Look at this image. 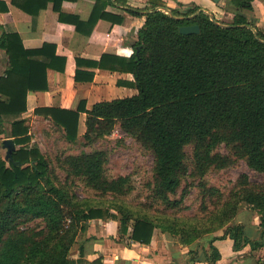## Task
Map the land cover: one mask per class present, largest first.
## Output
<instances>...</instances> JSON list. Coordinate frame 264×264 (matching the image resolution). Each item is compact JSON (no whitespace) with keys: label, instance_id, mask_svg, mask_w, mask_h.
<instances>
[{"label":"trees","instance_id":"trees-1","mask_svg":"<svg viewBox=\"0 0 264 264\" xmlns=\"http://www.w3.org/2000/svg\"><path fill=\"white\" fill-rule=\"evenodd\" d=\"M40 1L34 11L17 5L35 14L52 2L61 19L64 0ZM251 1L230 0L237 7L234 17L220 21L193 4L165 12L152 3L132 8L126 6V0H114L126 6L128 15L145 18L136 33L127 36L133 53L129 58L103 54L98 61L86 64L130 73L137 93L94 103L89 110L82 100L76 111H34L62 129L70 142L76 141L79 115L84 113L87 142L110 134L118 124L149 151L154 160L151 198L163 207L153 215L132 209L121 199L131 190L129 178L106 175L108 153L103 150L67 156L60 167L69 177L110 199L81 200L66 184H58L41 151L27 146L29 128L20 116L27 110L28 93L46 91L47 70L64 72L66 58L47 44L25 49L17 33L0 36V51L7 59L0 75V133L13 138L19 147L12 153L11 162L0 156V264H76L69 257L70 249L91 220L119 221L121 234L145 245L154 231L160 230L189 247L191 256L197 254L192 245L198 239L220 230L224 233L220 238H230L235 251L243 246L251 251L264 247V184L251 183L242 175L224 195L203 180L210 169H226L239 159L264 173V31L243 14L252 11ZM111 4V0L96 1L91 27L97 19L124 22L125 17L105 12ZM188 25H198L200 32L181 34L179 28ZM81 74L76 71V81L93 78V73L85 74L86 78ZM3 118H11L8 132L3 130ZM222 144L230 154L217 151ZM187 147H191V160ZM188 177L197 179L203 202L209 203L202 206L206 213L202 218L174 214L183 208V199L192 186ZM240 204H246L259 217L256 238H245L243 226L233 223ZM211 248L208 260L214 263L220 256L212 242Z\"/></svg>","mask_w":264,"mask_h":264},{"label":"crops","instance_id":"crops-1","mask_svg":"<svg viewBox=\"0 0 264 264\" xmlns=\"http://www.w3.org/2000/svg\"><path fill=\"white\" fill-rule=\"evenodd\" d=\"M96 1L64 0L61 4L63 16L60 19L52 2H48L45 8L34 14L23 10L17 3L34 11L42 4L40 0H16L15 3L12 0H0V36L3 33H17L25 49H40L47 44L53 46L57 55L66 58L64 72L47 70L46 91L28 93L27 110L20 116L26 120L27 125L30 117L34 120L42 118L34 113L37 108L76 111L83 100L86 110H89L94 103L130 97L137 93L131 85L134 79L130 73L92 68L86 64L98 61L103 54L122 58L132 55L133 49L127 36L135 34L145 18L128 15L125 12L126 6L143 8L152 3L156 5V9L163 10L193 4L222 21H230L234 17L233 11L237 9L230 0H221L219 4L211 0H126V6L111 0L113 4L107 5L105 12L125 17L124 22L117 24L97 19L91 27L90 18ZM251 6L252 11H245L243 14L254 26L264 31V0H252ZM6 66L7 59L3 51H0V75ZM76 71L82 73V78H86L87 73H93V78L91 81H76ZM85 118L86 115L81 113L79 123L82 120L85 122ZM1 120L4 132H8L11 118ZM1 136V141H14L13 138L6 137L5 133H0ZM4 150L3 148L0 153H4L5 157ZM233 221L235 225L243 226L245 238L257 237L260 220L246 204L239 205ZM86 225L85 231L78 234L70 249L69 257L76 264H264V247L251 251L249 246H243L235 251L230 238H220L224 234L223 230L198 239L192 245L197 254L191 256L188 255L189 247L180 245L160 230H155L150 243L145 245L132 242L127 235L121 234L118 229L119 221L91 220ZM216 236L219 238L214 240ZM211 242L220 256L214 263L208 260L212 252Z\"/></svg>","mask_w":264,"mask_h":264},{"label":"rangeland","instance_id":"rangeland-1","mask_svg":"<svg viewBox=\"0 0 264 264\" xmlns=\"http://www.w3.org/2000/svg\"><path fill=\"white\" fill-rule=\"evenodd\" d=\"M28 122L27 126L31 133V140L27 146L37 147L41 151L49 162L51 170L57 176L58 184H66L69 190L79 199L106 200L111 197H101L87 187L83 181L69 177L60 167V161L67 156L103 150L108 153V163L105 167L106 175L110 178L118 176H127L129 178L131 190L121 199L132 209L145 211L151 215L157 210H162L163 207L160 204L152 201L149 187L152 181L153 155L132 137L126 135L118 124L115 125L110 134L94 139L92 142H87L84 139L86 128L82 120L78 126L76 141L70 142L66 139L64 131L46 118L42 117L34 120L30 117ZM1 139L2 136L0 137V151L3 149V141ZM217 151L223 155L230 154L229 149L224 144L220 145ZM186 152L188 160H191V147H187ZM0 156L4 159V153H0ZM242 175H246L251 183L264 184V173L250 169L242 159L237 160L233 166L226 169H210L203 180L207 186L219 188L224 195H227L236 186ZM187 182H191L192 186L183 199V208L174 214L182 218H202L206 214L202 210V206H209V203L206 200L203 202L202 193L196 185L197 179L188 177ZM183 186L184 183L182 184ZM182 187L179 189L177 198L181 195ZM152 202L153 205H151ZM211 209L212 207H209V210Z\"/></svg>","mask_w":264,"mask_h":264},{"label":"water","instance_id":"water-1","mask_svg":"<svg viewBox=\"0 0 264 264\" xmlns=\"http://www.w3.org/2000/svg\"><path fill=\"white\" fill-rule=\"evenodd\" d=\"M215 4H219L221 0H211ZM210 17L212 14L207 13ZM179 32L183 35L189 34H198L200 32V27L198 25H188L182 26L179 28ZM3 148L6 150V154L4 159L8 162L12 161V153L15 150V143L12 139H5L3 140Z\"/></svg>","mask_w":264,"mask_h":264}]
</instances>
